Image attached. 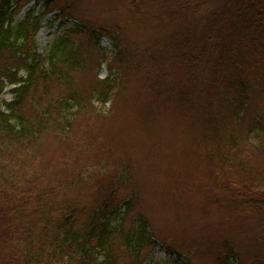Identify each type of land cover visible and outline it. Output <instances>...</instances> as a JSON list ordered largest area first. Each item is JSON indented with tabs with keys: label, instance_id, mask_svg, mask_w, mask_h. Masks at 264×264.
<instances>
[{
	"label": "rangeland",
	"instance_id": "rangeland-1",
	"mask_svg": "<svg viewBox=\"0 0 264 264\" xmlns=\"http://www.w3.org/2000/svg\"><path fill=\"white\" fill-rule=\"evenodd\" d=\"M49 3L47 7L45 1L38 6L34 1H21L16 21L24 20L31 7L46 12L36 46L47 57L57 39L69 36L81 61L77 73H68L69 79L89 100L70 123L72 132L62 130L64 124L55 119L56 125L38 138L37 146L31 144L42 155L37 163L31 155L26 164L21 159L24 151L15 145L13 153L22 154L14 160L15 168L35 173L34 182L49 189L55 207L64 198L62 187L75 196L70 200L75 205L91 204L97 190L108 189L117 173L126 174L131 181L119 188L118 195L122 200L136 199L127 227L135 214L142 213L159 241L152 250L151 264H219L225 243L237 251L240 264H251L264 219L257 212L244 211L238 203H221L220 196L228 195V184L219 180L232 177L228 180L241 188L254 182L264 192V141L259 146L254 137L239 139L235 147L225 135L224 139L214 134L201 139L202 117L209 113L212 97L207 96L203 105L187 102L178 107L177 100L164 103L153 93L155 81L162 80V65L167 63L178 73L171 54L166 58L162 53L172 35L171 29L162 26V12L176 3L146 0L142 14L136 13L139 4L132 0ZM95 30L101 35L98 46L93 40ZM116 44L121 49L116 51ZM120 52L123 69L116 62ZM105 80L116 85L117 94L103 107L94 98V89ZM50 81L46 86L41 83L36 93L32 91L34 95L22 108L32 124L38 121L39 105L47 108V103L68 98L74 90L65 82ZM12 88L7 87L1 96L3 111L6 102L14 101ZM256 105L264 107L263 96L256 98ZM37 219L43 222L40 216ZM123 247L122 242L118 247L122 262L133 264Z\"/></svg>",
	"mask_w": 264,
	"mask_h": 264
},
{
	"label": "trees",
	"instance_id": "trees-1",
	"mask_svg": "<svg viewBox=\"0 0 264 264\" xmlns=\"http://www.w3.org/2000/svg\"><path fill=\"white\" fill-rule=\"evenodd\" d=\"M21 1L0 0V102L6 88L14 86L10 90L14 101L4 104L5 111L0 107V264H124L118 254L122 242L133 264H151L152 250L159 241L142 213L135 214L127 227L136 199L122 200L118 195L119 188L131 181L126 174L117 173L108 189L97 190L91 204L75 205L70 201L75 196L62 187L64 198L55 207L49 189L34 182L35 173L26 174V169L14 166V160L22 155L13 153L15 145L24 151L21 159L26 164H30L31 155L37 163L42 155L31 146H37L38 138L56 125L55 119L64 124L62 130L72 132L70 123L89 100L69 79L68 73H77L81 64L69 36L57 39L48 57L40 54L36 38L46 12L31 7L24 20L17 22ZM25 1H34V6L44 1L50 5L49 0ZM132 1L139 4L135 6L137 14L146 11V0ZM169 1L176 5L162 12V26L172 30L171 43L162 53L166 58L171 54L178 73L167 63L162 65V80L155 81L154 96L164 103L177 100L178 107L187 102L203 105L207 96L212 97L209 113L202 117L201 139L209 134L225 135L236 147L239 139L254 137L260 146L264 107L254 104L259 95L264 97V0ZM77 29L81 31V27ZM99 33L95 30L93 37L97 46ZM114 47L121 49L118 44ZM117 58L123 69L121 52ZM50 79L65 82L74 90L68 98L47 103V108L39 105L38 121L32 124L22 108L34 95L32 91L36 93L38 86H46ZM100 84L94 89L98 91L94 98L105 107L117 94L116 85L110 80ZM230 178L219 180L228 184V195L220 196L221 203H238L244 211L257 212L264 219V192L251 181L243 188L237 185L241 190L233 189L237 182ZM53 213L59 217L55 219ZM259 233L251 264H264V226ZM225 248L219 264H240L237 251L229 243Z\"/></svg>",
	"mask_w": 264,
	"mask_h": 264
}]
</instances>
